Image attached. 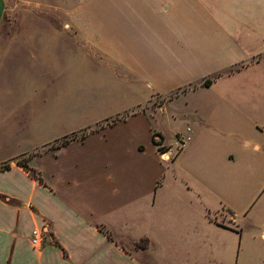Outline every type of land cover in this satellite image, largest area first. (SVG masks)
Masks as SVG:
<instances>
[{
  "label": "crops",
  "instance_id": "crops-1",
  "mask_svg": "<svg viewBox=\"0 0 264 264\" xmlns=\"http://www.w3.org/2000/svg\"><path fill=\"white\" fill-rule=\"evenodd\" d=\"M263 4L150 0L125 37L77 38L64 71L81 84L60 102L23 88L2 121L34 143L4 159L35 153L43 182L0 171V264H264ZM25 49L0 37V67Z\"/></svg>",
  "mask_w": 264,
  "mask_h": 264
},
{
  "label": "rangeland",
  "instance_id": "rangeland-1",
  "mask_svg": "<svg viewBox=\"0 0 264 264\" xmlns=\"http://www.w3.org/2000/svg\"><path fill=\"white\" fill-rule=\"evenodd\" d=\"M149 4L150 0H6L0 37L23 36L32 49L23 50L21 56L9 58L6 65L0 67V166L12 165L18 158L28 163V154L4 158L34 143L33 138L17 134L13 123L2 121L7 111L28 98L22 93L23 88L53 84V99L60 102L67 88L81 84L77 75L70 76L64 71L68 62L73 69L82 55V43L75 42L77 38L95 41L119 34L125 37L127 30L114 26L135 22L132 14L135 8L144 9ZM47 22L57 23L62 32ZM65 23L70 25L63 28ZM34 55L39 56V60H34ZM53 99L40 93L37 102L42 107ZM46 236L50 239L48 233Z\"/></svg>",
  "mask_w": 264,
  "mask_h": 264
},
{
  "label": "trees",
  "instance_id": "trees-1",
  "mask_svg": "<svg viewBox=\"0 0 264 264\" xmlns=\"http://www.w3.org/2000/svg\"><path fill=\"white\" fill-rule=\"evenodd\" d=\"M217 76H214L213 78H216ZM211 83V79H207L204 81V85L206 86H209ZM89 129H84L82 131V134L81 136L83 137L87 132H88ZM78 136V134H72V135H68L64 138H62L61 140H59L56 144L57 145H66L67 143H69L70 141L76 139V137ZM33 155H35V153H31L29 154L28 156V161L33 157ZM16 163L24 168H26L34 177H36L38 180H40L41 182H43L42 178L40 177V175L38 174V172L36 171V169L34 168H31L29 166V164L26 162H22L21 159H17L16 160ZM11 167V165L9 163H5L4 165L0 166V171H4V170H7Z\"/></svg>",
  "mask_w": 264,
  "mask_h": 264
},
{
  "label": "built area",
  "instance_id": "built-area-1",
  "mask_svg": "<svg viewBox=\"0 0 264 264\" xmlns=\"http://www.w3.org/2000/svg\"><path fill=\"white\" fill-rule=\"evenodd\" d=\"M189 138L188 135L178 136L179 147L182 148L185 146ZM46 234L47 232L43 227H36L32 230L30 241L34 249L40 250L43 248L47 237Z\"/></svg>",
  "mask_w": 264,
  "mask_h": 264
}]
</instances>
